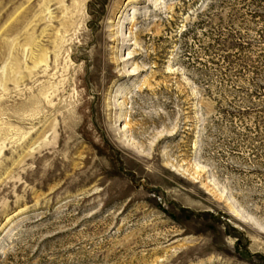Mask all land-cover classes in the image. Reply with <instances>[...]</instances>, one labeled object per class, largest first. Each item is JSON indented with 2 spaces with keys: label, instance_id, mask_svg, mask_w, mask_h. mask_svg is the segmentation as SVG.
I'll return each instance as SVG.
<instances>
[{
  "label": "rangeland",
  "instance_id": "374dc122",
  "mask_svg": "<svg viewBox=\"0 0 264 264\" xmlns=\"http://www.w3.org/2000/svg\"><path fill=\"white\" fill-rule=\"evenodd\" d=\"M0 264H264V0H0Z\"/></svg>",
  "mask_w": 264,
  "mask_h": 264
},
{
  "label": "bare ground",
  "instance_id": "6f19581e",
  "mask_svg": "<svg viewBox=\"0 0 264 264\" xmlns=\"http://www.w3.org/2000/svg\"><path fill=\"white\" fill-rule=\"evenodd\" d=\"M236 215V214H235ZM238 216V215H237ZM243 220V219H242Z\"/></svg>",
  "mask_w": 264,
  "mask_h": 264
}]
</instances>
